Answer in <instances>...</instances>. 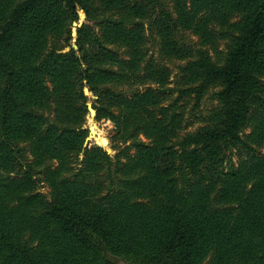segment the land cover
<instances>
[{
	"label": "trees",
	"instance_id": "obj_1",
	"mask_svg": "<svg viewBox=\"0 0 264 264\" xmlns=\"http://www.w3.org/2000/svg\"><path fill=\"white\" fill-rule=\"evenodd\" d=\"M263 149L264 0H0V264H264Z\"/></svg>",
	"mask_w": 264,
	"mask_h": 264
},
{
	"label": "rangeland",
	"instance_id": "obj_2",
	"mask_svg": "<svg viewBox=\"0 0 264 264\" xmlns=\"http://www.w3.org/2000/svg\"><path fill=\"white\" fill-rule=\"evenodd\" d=\"M84 22H85V18L83 17L79 23H75V25L73 27V33H72V36H73L72 45H76L77 36H78L77 35V29L79 28L78 26ZM194 39L196 40V38H194ZM66 48H70V47H66ZM65 49H63V50H65ZM156 50H157V48H156ZM167 65L171 68L172 73H173V75L170 79L171 83L169 84L168 87L171 89H176L182 85L181 84L182 79H181L179 71L176 67L177 64L168 63ZM148 87H152V88L156 89L155 86L148 85L147 87L140 88V91H145L146 88H148ZM87 95H88L89 99L93 98V96L90 95L89 93H87ZM174 96H178V93H175ZM88 107H89V114L87 116V122L85 125V129H87L89 131V136L86 140L85 146L98 145L100 147H103L105 150H107L112 155L119 154V152L117 150L113 151V149L111 148L112 138L114 135L113 124L109 121L97 122L95 120L96 111L93 108V102H91V100H89V102H88ZM215 107H217V101L213 100L212 98L206 97L205 100L203 101L199 111L196 112L195 115H193V117L196 116L195 118H199L200 112L202 114H206ZM193 109H194V102H189L186 104V106H185L186 117L189 118L191 120V123L193 124V127H191L190 130H194L201 125V123L199 124L198 120H196L192 117V114L194 113ZM262 152L264 153V149L262 150ZM83 158L84 157L81 156V159H83ZM233 159L235 161V164L238 165V163H239L238 159L239 158L234 157ZM37 188H39V191L41 193H44L46 195H48L50 193V189L48 188V186L45 183L39 184L37 186Z\"/></svg>",
	"mask_w": 264,
	"mask_h": 264
},
{
	"label": "water",
	"instance_id": "obj_3",
	"mask_svg": "<svg viewBox=\"0 0 264 264\" xmlns=\"http://www.w3.org/2000/svg\"><path fill=\"white\" fill-rule=\"evenodd\" d=\"M83 24V23H82ZM82 24H80L78 27H81L82 26ZM73 48L74 49H78V47L76 46V45H73ZM71 49L70 48H66L65 50H63L61 53H66V52H69Z\"/></svg>",
	"mask_w": 264,
	"mask_h": 264
}]
</instances>
